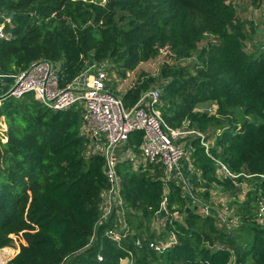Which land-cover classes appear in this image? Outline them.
Wrapping results in <instances>:
<instances>
[{"label":"trees","instance_id":"16d2710c","mask_svg":"<svg viewBox=\"0 0 264 264\" xmlns=\"http://www.w3.org/2000/svg\"><path fill=\"white\" fill-rule=\"evenodd\" d=\"M0 23L8 36L0 40V73L15 75L48 60L59 64L61 86L81 73L87 59H111L124 76L164 48L175 61L194 57L191 68L162 69L161 116L172 129L188 122L202 135L189 137V149L205 199L219 183L216 161L251 176L237 181L257 182L255 203L264 197V42L246 51L251 23L230 0H0ZM149 85L139 80L128 88L121 95L125 108ZM207 103L213 113L195 110ZM141 139L137 131L128 140L137 154ZM88 145L78 104L52 111L32 94L1 101L0 250L16 241L19 248L7 264H120L129 253L132 264H264V228L250 221L255 207L236 211L243 220L237 234L252 237L243 244L215 216L189 207L180 186L162 181L160 166L136 172L130 160L116 166L124 203L141 208L145 218L163 207L175 242L162 254L149 248L154 238L148 233L114 244L105 235L113 217L95 225L109 183L104 158L86 155Z\"/></svg>","mask_w":264,"mask_h":264},{"label":"built area","instance_id":"2783aa9c","mask_svg":"<svg viewBox=\"0 0 264 264\" xmlns=\"http://www.w3.org/2000/svg\"><path fill=\"white\" fill-rule=\"evenodd\" d=\"M6 39L8 36L4 25L0 23V40ZM59 69V64L52 61L41 59L32 62L25 70L11 75L13 83L7 93L0 97V101L6 98L20 99L26 94H32L52 111H65L75 104L81 107L82 133L89 139L88 149L92 150V154H100L104 158V175L109 187L101 195L100 216L95 225L100 226L113 217V225L105 234L109 240L119 246L125 238L133 236L124 211L121 180L116 166L130 152L128 140L130 134L137 131L142 133L139 146L141 165L160 166L164 172L162 181L180 186L189 207H195L204 216L213 215L221 225L227 226V219L216 213L217 210L209 204L198 205L200 201L194 197L192 189L194 182H191L187 174L192 172L198 181L201 180L186 161L190 151L187 153L178 144L180 139L190 136L202 138V135L196 128H189L188 122L183 123L180 129H172L166 124L158 109V90L144 92L133 107L125 108L121 96L114 94L107 86V69L103 63L85 60L81 73L65 86L60 84ZM183 164L189 168L187 174L182 171ZM216 174L219 180L230 179L233 184L240 177H251L244 173H231L220 161H216ZM154 216L161 221L163 230H166L169 218L166 210L162 207ZM172 218L180 220L181 215L174 212ZM237 220L240 225V220ZM252 221L264 228V197L257 199ZM167 236L170 238L167 242L163 241L164 236L153 239L148 243L149 248L156 254H162L175 242L173 234L167 232ZM134 245L139 247L140 241L136 240ZM132 258L129 253L123 260L132 264ZM98 259L101 260L100 257Z\"/></svg>","mask_w":264,"mask_h":264},{"label":"rangeland","instance_id":"374dc122","mask_svg":"<svg viewBox=\"0 0 264 264\" xmlns=\"http://www.w3.org/2000/svg\"><path fill=\"white\" fill-rule=\"evenodd\" d=\"M230 1L234 5L240 18L251 23L250 25H247V29L249 30L251 36V41L246 44V51L252 52L253 46L264 42V1ZM104 2L105 0H102V3ZM251 28H253V30H251ZM203 45L204 43H201V46ZM87 61L89 60L87 59ZM194 61V57L185 60L175 61L170 55L168 49L164 48L160 51L159 55L155 59L150 60L148 62L140 63L132 71L124 72V76L122 75V69L119 67V65L111 59L105 60L103 64L104 67L107 69V86L109 90L115 93L116 95L120 96L139 80H148L150 82L148 90L155 89L160 92L163 83H165L166 81L160 75L162 69L173 66L191 68L194 64ZM195 110L199 113L205 112L211 114L214 112L215 108L212 103H207L197 106ZM189 141L190 138L187 137L184 139H180L178 142V144L183 147L185 151H187V153L190 151V149L188 148ZM90 154H92V150L87 149L86 155ZM123 159L132 161L134 165V170L136 172L146 171V168L141 165V157L139 156V154L133 152L131 149L128 155H126ZM186 161L190 163L189 153L186 156ZM140 166H142L143 168H140ZM190 169L192 170L193 167ZM148 173L149 175H153V173L151 172ZM189 175V179L191 180V182H194L192 185L194 197H197L200 201L198 205H203V203L209 204L213 209L217 210L215 211L216 213L218 212L221 217L227 219V226L225 228L228 233H231L233 235L239 233L240 226L242 225H238L239 223L237 219L239 218H235V216L238 217L236 215V211L240 208V206H245L248 204L250 205V209L252 207H256L254 197L255 192H257V182L252 179H243L241 181H237L236 184L232 183L230 187H225L223 184L225 183V180H219L218 184L213 185V187L208 190L209 198L205 199L203 197V194L206 192L207 188L201 185L203 183L201 181H198L196 178L197 176H195L192 172L191 174L189 173ZM160 176V178L164 180V173ZM191 207L193 210L195 209V207ZM124 211L126 212L128 226L133 231L134 235L142 233L143 236H147L148 233V236L152 235L154 239H158L161 236H164V242H167L168 239H170L169 236H167L166 230H163V226H161V221L155 216H149L145 218L143 217V212L141 208L133 209L127 204H124ZM250 221H252V219ZM136 227H138V229ZM237 236H240V239L243 244L249 243L252 238L251 235L245 231L240 232V234H237ZM18 251V241L14 243V247L12 248L7 247L1 249L0 264H7L8 261L18 253ZM120 264L127 263L123 260V262H120Z\"/></svg>","mask_w":264,"mask_h":264},{"label":"crops","instance_id":"0c3cea01","mask_svg":"<svg viewBox=\"0 0 264 264\" xmlns=\"http://www.w3.org/2000/svg\"><path fill=\"white\" fill-rule=\"evenodd\" d=\"M12 83H13V79H12L11 75H4V74L0 73V97L7 93V91L11 87ZM190 166H191V160H190ZM182 167H183L182 171L187 174L189 168L186 166V164L185 165L183 164ZM187 175H189V173Z\"/></svg>","mask_w":264,"mask_h":264},{"label":"water","instance_id":"95a60500","mask_svg":"<svg viewBox=\"0 0 264 264\" xmlns=\"http://www.w3.org/2000/svg\"><path fill=\"white\" fill-rule=\"evenodd\" d=\"M195 210V209H194Z\"/></svg>","mask_w":264,"mask_h":264}]
</instances>
